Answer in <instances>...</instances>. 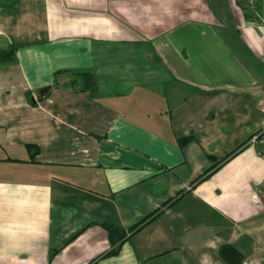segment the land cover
I'll return each instance as SVG.
<instances>
[{
	"label": "crops",
	"instance_id": "1",
	"mask_svg": "<svg viewBox=\"0 0 264 264\" xmlns=\"http://www.w3.org/2000/svg\"><path fill=\"white\" fill-rule=\"evenodd\" d=\"M9 51L0 264H264V0H1Z\"/></svg>",
	"mask_w": 264,
	"mask_h": 264
},
{
	"label": "trees",
	"instance_id": "2",
	"mask_svg": "<svg viewBox=\"0 0 264 264\" xmlns=\"http://www.w3.org/2000/svg\"><path fill=\"white\" fill-rule=\"evenodd\" d=\"M11 52L12 51H9V52H0V62H5V61H8V60L13 59V57L11 56L12 55ZM85 76L86 77L84 78V85H85V88L84 89H90V87L92 85H94V82L89 77L88 74H85ZM187 139L186 138L185 139H181V144H184L187 141ZM226 159L227 158L221 160L217 164L219 165L220 163L224 162ZM210 171H212V169L207 170L205 172L204 176L201 177V178H199V179H202V178L206 177L207 173H209ZM152 217L153 216H149V217L145 218L143 221H141L139 224L133 226L128 231H125L124 229H122L121 227H118L115 224H110V223H104V224H102V227L107 232V237H108L110 249L105 254L101 255L98 258V260L101 259V258H103V257H114V256H117L119 254L120 249H121L122 243L128 237L127 234L128 233H131L132 234L135 231H137L142 225H144L147 222H149L152 219ZM91 264H96V263L93 262Z\"/></svg>",
	"mask_w": 264,
	"mask_h": 264
},
{
	"label": "built area",
	"instance_id": "3",
	"mask_svg": "<svg viewBox=\"0 0 264 264\" xmlns=\"http://www.w3.org/2000/svg\"><path fill=\"white\" fill-rule=\"evenodd\" d=\"M248 144L255 148L259 156L264 160V131L254 134L248 140Z\"/></svg>",
	"mask_w": 264,
	"mask_h": 264
}]
</instances>
